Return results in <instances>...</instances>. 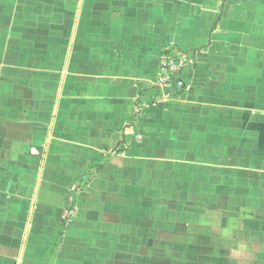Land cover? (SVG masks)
Masks as SVG:
<instances>
[{
	"label": "crops",
	"instance_id": "crops-1",
	"mask_svg": "<svg viewBox=\"0 0 264 264\" xmlns=\"http://www.w3.org/2000/svg\"><path fill=\"white\" fill-rule=\"evenodd\" d=\"M0 264H264V0H0Z\"/></svg>",
	"mask_w": 264,
	"mask_h": 264
},
{
	"label": "built area",
	"instance_id": "built-area-1",
	"mask_svg": "<svg viewBox=\"0 0 264 264\" xmlns=\"http://www.w3.org/2000/svg\"><path fill=\"white\" fill-rule=\"evenodd\" d=\"M186 61H187L186 56L176 59L172 57L164 61L162 63V71H164V74L158 78L157 86L159 88L161 87L162 90H164L175 84V81H177L176 75L179 73L180 69L185 64ZM180 82L181 81L178 82L179 83L178 85L182 86V83Z\"/></svg>",
	"mask_w": 264,
	"mask_h": 264
},
{
	"label": "rangeland",
	"instance_id": "rangeland-1",
	"mask_svg": "<svg viewBox=\"0 0 264 264\" xmlns=\"http://www.w3.org/2000/svg\"><path fill=\"white\" fill-rule=\"evenodd\" d=\"M173 58H174V59H176V58H177V56H173ZM160 90H161V91H164L165 89H164V90H162V88L160 87Z\"/></svg>",
	"mask_w": 264,
	"mask_h": 264
}]
</instances>
